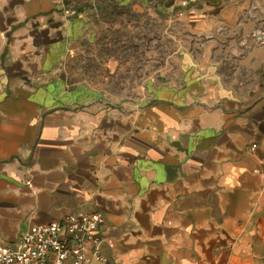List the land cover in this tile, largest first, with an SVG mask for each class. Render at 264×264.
<instances>
[{
	"label": "crops",
	"instance_id": "crops-1",
	"mask_svg": "<svg viewBox=\"0 0 264 264\" xmlns=\"http://www.w3.org/2000/svg\"><path fill=\"white\" fill-rule=\"evenodd\" d=\"M102 3L0 0V241L97 212L108 264H264V0L188 6L179 78L115 103L60 72Z\"/></svg>",
	"mask_w": 264,
	"mask_h": 264
},
{
	"label": "rangeland",
	"instance_id": "rangeland-1",
	"mask_svg": "<svg viewBox=\"0 0 264 264\" xmlns=\"http://www.w3.org/2000/svg\"><path fill=\"white\" fill-rule=\"evenodd\" d=\"M159 1L102 0L60 72L113 103L142 100L148 81L179 78L181 53L203 39Z\"/></svg>",
	"mask_w": 264,
	"mask_h": 264
},
{
	"label": "built area",
	"instance_id": "built-area-1",
	"mask_svg": "<svg viewBox=\"0 0 264 264\" xmlns=\"http://www.w3.org/2000/svg\"><path fill=\"white\" fill-rule=\"evenodd\" d=\"M196 1L173 0L171 11L175 16H182ZM252 172L264 184V161ZM25 184L31 186L28 180ZM101 219L97 212L69 213L47 223L33 224L21 234L16 247H8L0 241V264H108L100 250L103 245L111 248L113 243L98 233Z\"/></svg>",
	"mask_w": 264,
	"mask_h": 264
},
{
	"label": "water",
	"instance_id": "water-1",
	"mask_svg": "<svg viewBox=\"0 0 264 264\" xmlns=\"http://www.w3.org/2000/svg\"><path fill=\"white\" fill-rule=\"evenodd\" d=\"M261 38H262V35H261L260 31L257 30V31H256V40H257V41H260Z\"/></svg>",
	"mask_w": 264,
	"mask_h": 264
}]
</instances>
